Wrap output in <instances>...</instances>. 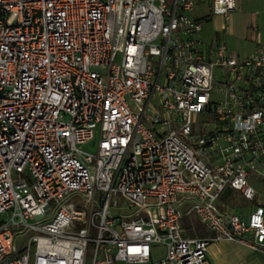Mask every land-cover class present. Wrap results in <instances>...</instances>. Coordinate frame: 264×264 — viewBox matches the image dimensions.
<instances>
[{"label":"built area","instance_id":"2783aa9c","mask_svg":"<svg viewBox=\"0 0 264 264\" xmlns=\"http://www.w3.org/2000/svg\"><path fill=\"white\" fill-rule=\"evenodd\" d=\"M203 2L236 0H0V264L264 253L262 33L248 55L206 41Z\"/></svg>","mask_w":264,"mask_h":264},{"label":"rangeland","instance_id":"374dc122","mask_svg":"<svg viewBox=\"0 0 264 264\" xmlns=\"http://www.w3.org/2000/svg\"><path fill=\"white\" fill-rule=\"evenodd\" d=\"M208 6L206 2L203 5H195L192 14L196 17L207 14ZM264 0H236L235 9L228 13L227 17L214 15L211 21L205 25L204 33L210 36L212 31H218L220 39L223 40L230 51L241 55H248L253 51L254 44L257 40V33L261 34V43H264ZM206 116L204 119L206 120ZM204 120V121H205ZM97 135L88 142L79 145V149L95 154L97 148ZM255 190L264 192V188L260 183H251ZM260 199L264 202V195ZM232 211L240 214H247L251 208V204L243 200L237 194H233ZM186 205L183 206V208ZM191 220H194L191 218ZM197 225L203 228L196 221ZM205 236H207L205 234ZM228 247L222 248L220 251L219 244L211 243V247H215L219 253L224 252L222 262L225 264H264V253L254 250L251 247L240 243H226ZM218 253V252H217ZM161 249L156 250V256H161ZM214 262L218 261V255L212 256Z\"/></svg>","mask_w":264,"mask_h":264},{"label":"crops","instance_id":"0c3cea01","mask_svg":"<svg viewBox=\"0 0 264 264\" xmlns=\"http://www.w3.org/2000/svg\"><path fill=\"white\" fill-rule=\"evenodd\" d=\"M203 5L204 4V2L203 3H198V5ZM235 9V8H234ZM233 11V10H232ZM193 15V14H192ZM218 15H220V14H218ZM194 16V15H193ZM212 16H214V15H212ZM212 16L211 15H208V12H207V14H205V15H202V16H198V17H196V16H194L195 18H199V19H204V21H203V31H202V34H203V37L205 38V40L206 41H210L214 36H218L219 38H221L220 37V34H219V32L218 31H212L211 33H210V36L208 37V35H205V33H204V27H205V25H207L210 21H211V18H212ZM220 16H222V17H224L223 15H220ZM206 17V18H205ZM225 18V17H224ZM203 230H204V232H205V234L207 235V236H205V237H209L210 235H211V233L209 232V231H207L204 227L202 228ZM196 235V234H195ZM201 237H203V236H201ZM223 242H226V241H223ZM214 243H217V244H219V248H220V251L222 250L223 251V249L222 248H224V247H228L229 245H227V244H223L222 242H214ZM226 243H232V242H226ZM211 245V244H210ZM222 247V248H221ZM221 251V252H222ZM218 252V253H217ZM215 254H217L218 255V261H217V259H216V262H214V260H213V258H212V256H214ZM224 256V252L223 253H219V251H217V249L215 248V247H211V246H209V248H208V258H209V261H210V263L211 264H225V263H223L222 262V257Z\"/></svg>","mask_w":264,"mask_h":264},{"label":"trees","instance_id":"16d2710c","mask_svg":"<svg viewBox=\"0 0 264 264\" xmlns=\"http://www.w3.org/2000/svg\"><path fill=\"white\" fill-rule=\"evenodd\" d=\"M183 223L186 226V228L188 230V233L190 235H195V234L198 235V236H204L205 235L204 230L202 229V227H200L199 225H197L195 219L194 220H191V219H188V218L185 217V218H183Z\"/></svg>","mask_w":264,"mask_h":264}]
</instances>
